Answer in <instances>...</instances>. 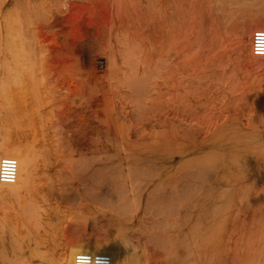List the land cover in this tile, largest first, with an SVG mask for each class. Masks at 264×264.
Wrapping results in <instances>:
<instances>
[{
  "label": "rangeland",
  "instance_id": "rangeland-1",
  "mask_svg": "<svg viewBox=\"0 0 264 264\" xmlns=\"http://www.w3.org/2000/svg\"><path fill=\"white\" fill-rule=\"evenodd\" d=\"M261 24L264 0H0V144L29 172L0 260L264 264Z\"/></svg>",
  "mask_w": 264,
  "mask_h": 264
},
{
  "label": "bare ground",
  "instance_id": "bare-ground-1",
  "mask_svg": "<svg viewBox=\"0 0 264 264\" xmlns=\"http://www.w3.org/2000/svg\"><path fill=\"white\" fill-rule=\"evenodd\" d=\"M256 28H258V29H264V25H262V24L261 25H258V26H256ZM250 48H251V46H250ZM110 67H111V65H110ZM128 82L129 81H127V83ZM129 85H131V83ZM135 87H138V86H135ZM139 93L140 92H138V94ZM19 152H20V148L17 147V146H13V145L7 144V143H1L0 144V156L11 157V158H14L15 160L18 161V174H17V180H16V182L14 184H12V185H0V187H8V188L11 187V186H16L17 187V185H20L21 182H22V175H23V173H24V175H25L26 178L29 177L28 162H27V160L23 156L20 155ZM82 244L84 245L85 249L89 253H92V254H105V255L109 256L110 259H111V264H130V262L128 261V257L124 255L125 253H123V254L121 253V249L119 247V244L116 245L114 242H110L108 240H89V241L83 242ZM78 245H80V244H78ZM68 261H69V251L67 253V257H66V260H65L64 264H68ZM0 264H10V263L7 262V261H5L3 259V260H0Z\"/></svg>",
  "mask_w": 264,
  "mask_h": 264
},
{
  "label": "clouds",
  "instance_id": "clouds-1",
  "mask_svg": "<svg viewBox=\"0 0 264 264\" xmlns=\"http://www.w3.org/2000/svg\"><path fill=\"white\" fill-rule=\"evenodd\" d=\"M252 53L264 56V32H256ZM18 161L15 159H0V184H13L16 181ZM68 264H107L101 257H93L83 244L74 245L69 250Z\"/></svg>",
  "mask_w": 264,
  "mask_h": 264
},
{
  "label": "built area",
  "instance_id": "built-area-1",
  "mask_svg": "<svg viewBox=\"0 0 264 264\" xmlns=\"http://www.w3.org/2000/svg\"><path fill=\"white\" fill-rule=\"evenodd\" d=\"M264 32V29H256L252 32V35H251V43H250V50H251V55L255 58H263L264 59V56H257V55H254L252 53V48H253V45H254V39H255V33L256 32ZM0 159H14V158H11V157H5V156H0ZM17 174H18V165H17V172H16V180H17ZM16 182V181H15ZM14 184V183H13ZM0 185H12V184H0ZM91 254L94 258L95 257H101V258H104L106 261H107V264H111V259L109 256L105 255V254H92V253H89Z\"/></svg>",
  "mask_w": 264,
  "mask_h": 264
}]
</instances>
